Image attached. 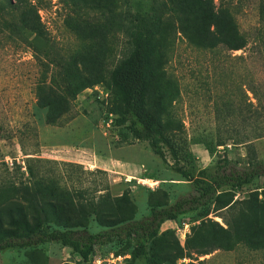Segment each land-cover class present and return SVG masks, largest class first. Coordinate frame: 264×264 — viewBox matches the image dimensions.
<instances>
[{
  "label": "rangeland",
  "instance_id": "rangeland-1",
  "mask_svg": "<svg viewBox=\"0 0 264 264\" xmlns=\"http://www.w3.org/2000/svg\"><path fill=\"white\" fill-rule=\"evenodd\" d=\"M178 2L183 0H173L174 4ZM151 3L30 0L24 8L13 9L9 1L0 0L1 179L6 178L7 166L15 161L22 166L25 178L26 158L57 162L39 167L53 168L69 188L108 186L96 196L128 197L135 219L149 216L156 203L172 205L190 193V182L171 169L168 148L169 163L165 164L147 142L132 139L129 124L121 123V100L109 87L110 72L131 48L128 36L107 26L105 18L128 10L147 12ZM213 5L215 10L217 5L233 12L247 40L244 49L216 52V46L199 45L198 39L184 31L192 28V22L181 24L178 13L164 16L161 33L154 38L159 85L152 89L149 100H159V90L164 89L168 95L171 88L180 91L173 102L171 96L163 99L166 114H172L170 134L185 144L187 157L198 169L213 167L222 156L246 157L244 146H216L219 126L225 135L255 134L250 127L237 132L234 127H221L217 115L225 103H232L235 110L240 105L245 116L258 112L262 122L259 128L264 127V14L260 13V9L264 12V1L213 0ZM56 54L76 57L82 72L97 84L75 100H65L51 84L55 67L50 57ZM166 114L164 119L168 120ZM253 146L258 157L264 159V136L254 140ZM63 163L79 167L67 168ZM261 187L259 180L235 192V199ZM224 209L215 203L204 220L185 217L166 222L162 226L166 236L155 246L163 264H261L262 258L242 248L215 250L216 233L221 235L228 228L218 217ZM57 214L68 217L67 207L59 205ZM90 228L97 231L102 226L93 222ZM132 250V243L116 242L98 248L96 255L85 262L71 249L47 243L0 252V264H137L132 261Z\"/></svg>",
  "mask_w": 264,
  "mask_h": 264
},
{
  "label": "trees",
  "instance_id": "trees-1",
  "mask_svg": "<svg viewBox=\"0 0 264 264\" xmlns=\"http://www.w3.org/2000/svg\"><path fill=\"white\" fill-rule=\"evenodd\" d=\"M7 1L13 9L24 8L30 2ZM151 2L147 12L128 10L105 18L107 26L128 36L131 48L127 57L110 72L109 87L121 100V123L129 124L132 139L147 142L152 152L165 164L169 163L168 148L171 169L190 182V193L172 205L156 203L149 216L135 219L128 197L113 199L110 194L96 196V192L107 190L108 186H95L92 190L69 188L53 168L39 167V164L57 162L40 158H26L28 177L25 178L22 166L15 161L11 167L7 166L6 178H0V252L57 243L89 262L98 248L127 242L133 244V262L163 264V259L155 252L157 242L166 236L162 233V226L168 221L178 222L185 217L204 220L212 213L213 205L219 203L225 209L218 217L228 228L221 235L216 233L215 250L235 251L242 248L262 258L261 264H264V159L258 157L253 146L254 140L264 136V127L259 128L262 122L257 117L258 112L245 116L240 105L235 110L234 106L231 107L232 103H225L217 115L221 127H234L236 132L241 127H250L255 134L241 135L239 132L237 135H225L219 126L216 146H244L246 157L233 159L222 156L213 167L198 169L187 157L185 144L170 134L172 114L170 111L166 114L163 99L171 96L173 102L180 96V91L171 88L168 95L164 89L159 90L160 99L149 100L152 89L159 85L154 38L161 33L166 14L178 13L181 24L192 22V28H185L184 31L191 33L203 47L216 46V52L242 50L247 40L241 34L233 12L228 7L217 5L215 10L213 0H183L177 4L173 0ZM260 13L264 14L261 9ZM211 26L215 27L214 31H211ZM211 39L213 42H210ZM50 58L55 67L51 84L65 100H75L97 84L82 72L76 57L56 54ZM44 105L49 106L47 103ZM250 105L253 107V104ZM165 114L168 120L164 119ZM63 165L67 168L79 167L72 163ZM69 177L72 178L71 174ZM259 180H262L260 190L235 199V192ZM59 205L67 207L68 217L57 214ZM93 222H98L102 228L93 231L90 228ZM238 264L249 263L240 261Z\"/></svg>",
  "mask_w": 264,
  "mask_h": 264
},
{
  "label": "built area",
  "instance_id": "built-area-1",
  "mask_svg": "<svg viewBox=\"0 0 264 264\" xmlns=\"http://www.w3.org/2000/svg\"><path fill=\"white\" fill-rule=\"evenodd\" d=\"M109 122H112V121L110 120ZM109 122H108V123H109Z\"/></svg>",
  "mask_w": 264,
  "mask_h": 264
}]
</instances>
